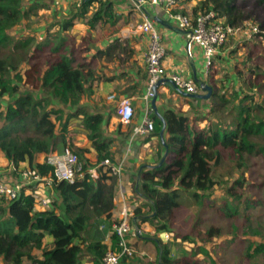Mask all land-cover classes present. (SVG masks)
<instances>
[{
    "label": "trees",
    "instance_id": "trees-1",
    "mask_svg": "<svg viewBox=\"0 0 264 264\" xmlns=\"http://www.w3.org/2000/svg\"><path fill=\"white\" fill-rule=\"evenodd\" d=\"M75 2L78 6L71 16L57 22L58 29L46 32L47 37L32 49L27 47L30 39H15L10 32L27 27L35 6L27 10L24 0H0V151L15 168L26 162L30 171L42 177L52 176L53 168L37 162V155L63 150L67 136L74 131L70 122L77 119L96 153L93 159L90 148L70 145L79 156L84 175L73 184L58 183L53 202L46 210L35 208L32 185L23 188L19 199L0 198V259L4 264H81L85 256L93 264H102L107 250L104 239L116 221L118 180L102 171L101 166L105 161H115L112 140L103 130L104 115L89 112L83 101L91 98L94 85L112 79L103 78L96 70L102 59L106 63L116 60L119 47L97 50L88 60L86 52L93 47H83V43L90 37H83L77 46L67 36L77 19H87L93 32L107 19L113 21L114 13L110 2L103 0ZM237 4L238 0H201L190 14L195 22L199 14L215 11L227 24L241 26L249 18L241 12L244 7ZM254 10L264 12V0H254ZM259 29L256 36L264 34L263 24ZM251 55L233 67L228 84H234L229 91L219 92L213 87L210 99H195L202 101L207 112L204 127L196 122L199 116L174 109L164 110L161 116L154 110L151 115L155 123L152 136L157 138L155 164L140 165L131 188L144 202L135 208L137 225L151 222L158 232L174 233L168 243L154 241L157 264H221L219 251L224 254L239 239L234 234L228 242L209 247L224 235L222 228L197 227L194 233V225L191 233L176 232L174 219L181 205V191L189 192L195 199L211 197L216 187L228 183V179L222 180V175H218L225 152L239 156L256 152L264 156V143L254 140L255 136H264V118L259 115L264 108V97L259 93L264 90V69L248 64ZM245 74L249 76L245 78ZM235 83H240L239 88ZM20 130L31 133L21 135ZM242 166L241 163L238 168ZM93 168H97V177L90 174ZM247 187L244 174L224 187L226 199L231 200L233 211L226 213L231 219L237 217L240 205L254 203L250 198L244 201ZM242 233L247 235V245L236 252L234 264H264V239H257L260 230L248 228ZM47 237L53 238L51 246L46 243ZM185 246L189 249L183 255L172 256L173 247L181 251Z\"/></svg>",
    "mask_w": 264,
    "mask_h": 264
},
{
    "label": "crops",
    "instance_id": "crops-1",
    "mask_svg": "<svg viewBox=\"0 0 264 264\" xmlns=\"http://www.w3.org/2000/svg\"><path fill=\"white\" fill-rule=\"evenodd\" d=\"M103 1L110 2L114 13V19L113 21H109V19H107L108 21L105 24L97 25L95 31L93 32L99 33L97 35L98 38L101 35L99 40L96 38L94 33L91 35L92 31L88 26L87 19L75 20V25L73 28H80L82 25H84L85 29H87L86 35L92 40L91 46L93 47L92 49H89L88 52H86L88 60L92 59V57L97 53V50H105L110 46H118V56H120V54L124 55V57H122L123 59L119 58L117 61L110 62V64L113 63L114 66L108 65L109 62L106 63L105 59H102V65H99L97 67L98 70L96 71L98 74L103 76V78L107 77L112 79L110 81H101L99 86L94 85L91 98L85 99L83 101L84 106L89 112L102 113L104 115L105 122L103 130L105 135L112 140L111 151L114 153V159L116 162L117 160H120L122 156H124L128 139L132 134V130L139 126L143 120L142 115L145 109L143 96L145 94L147 81L145 55L148 46V36L141 33L137 28L145 21L146 16L151 19L155 28L161 35L162 43L167 52L164 64L167 69L168 76L172 73H178L183 77L192 80L197 87V83L201 84L202 82L209 84L211 87L217 86L215 78L212 75L208 77L205 76V60L202 49L200 46L194 45L192 49V55L189 56L186 50V33L185 31L178 28L173 20L167 18L165 15L158 17L154 8L150 4H145L141 10L137 9L135 6V2L137 0ZM200 1L201 0H182L174 10L179 13H183V11H185L187 14L191 15L190 11L193 7L197 6ZM62 2L68 3V6L62 8V11H64L65 14H68L66 17L68 18L71 12L75 11L74 9L77 8L78 3L74 2L73 0H63ZM98 6V4H95V7ZM95 7H93V9ZM102 34H104V38ZM111 34H113V36L116 34V36L113 37ZM86 35L78 36L76 32H74L72 37H69L73 41L72 44H76L78 46L81 39ZM221 51H223V49ZM225 51L226 50H224L223 53H220L219 57H226L227 54ZM103 78L102 80H104ZM198 91L201 93V88L198 87ZM111 95H114L116 99L109 100L108 97ZM127 97L131 98L135 113L132 122L129 125H122L119 122L116 113V106L118 100ZM202 104V101L199 102L195 99L188 98L178 90L172 88L167 77L164 78L157 86L156 107L160 114H162L166 109H174L177 112L188 114L194 117L198 116L195 114V112L205 110ZM193 109L196 111H193ZM77 121L80 122V120ZM74 131L76 134H79L81 138L85 139L86 142L84 146L78 147L90 148V157L94 159L96 153L90 147V142L87 141L85 132L82 131L80 126H77L76 130ZM127 132H129L128 136H126ZM73 133L74 132H71L70 135ZM156 151V137L140 136L135 139L132 155L129 157V160L127 161L124 168L128 197L131 193H133L131 182L133 180V176L138 173L139 166L143 163L151 166L154 165V156ZM45 156L46 154H38L36 161L43 163ZM24 169H28V164L26 162L21 163L19 167L16 168L17 171H13V166L0 151V180H6L10 183H15L21 180L22 177H20V173ZM49 194L54 197L55 191H49ZM114 203L116 204L115 199ZM144 225H146V223L140 225V228L142 229ZM148 231L152 232L151 229ZM145 236L146 235L143 236V239ZM161 237L163 238V234L160 235L159 240H162ZM147 239L149 240V243L155 244L154 232L150 235V237L148 236ZM52 242V237L46 238V243L48 246H51ZM141 244H143V240L139 239L138 246ZM0 264H4L1 259ZM24 264L30 263L25 262ZM81 264L93 263L88 256H85L84 259H82ZM131 264L139 263L132 260Z\"/></svg>",
    "mask_w": 264,
    "mask_h": 264
},
{
    "label": "built area",
    "instance_id": "built-area-1",
    "mask_svg": "<svg viewBox=\"0 0 264 264\" xmlns=\"http://www.w3.org/2000/svg\"><path fill=\"white\" fill-rule=\"evenodd\" d=\"M181 1L182 0H137L135 6L137 9L141 10L145 4H150L158 17L163 15L167 16V18L175 22L178 28L185 31L187 39L186 50L188 55H192L194 45H198L202 49L205 60L206 77L211 75V69L219 49L231 38L241 35L245 39H250L260 33L259 26L253 22H245L241 26H232L227 24L225 18L221 17L215 11L199 14L194 22L191 15L181 14L174 10ZM137 29L148 36V46L145 55L147 81L145 94L143 96L145 109L142 115V123L132 130L124 156H122L120 160L114 161V163L105 161L101 165L102 171L116 177L119 184L115 197V202L117 204L115 214L116 221L113 223L111 232H109L104 239L107 250L102 259V264H131V261L136 257L148 256L144 250L138 247L139 239L143 236V230L135 221V208L137 205L133 204V200H130L128 197L124 168L129 157L132 155L135 139L140 136L150 137L153 135L155 123L151 117L154 111L152 100L156 96L157 86L167 77L172 88L189 94L199 93L198 87L192 80L178 73H172L168 76L164 64L167 52L162 43L159 31L155 28L148 16H146L145 21L139 25ZM108 99L115 100L116 98L114 95H111ZM116 113L122 125H129L135 113L131 98L127 97L118 100ZM80 123L81 122L73 119L70 125L76 130V127ZM43 163L53 168L52 176L42 177L29 169H24L20 173V177H22L21 180L15 183L0 180V198H5L7 200L19 199L23 188L32 185L35 191V208L37 210H46L53 202V198H51L49 191L54 190V187L60 182L64 181L73 184L78 178H82L84 175L79 156L71 148L68 138L67 145L63 150L46 154ZM14 170H16V168L13 166V171ZM90 174L97 177V168H93ZM113 237H115V241ZM147 259L151 258L147 257Z\"/></svg>",
    "mask_w": 264,
    "mask_h": 264
},
{
    "label": "rangeland",
    "instance_id": "rangeland-1",
    "mask_svg": "<svg viewBox=\"0 0 264 264\" xmlns=\"http://www.w3.org/2000/svg\"><path fill=\"white\" fill-rule=\"evenodd\" d=\"M62 1L63 0H24L25 8L27 10H30V8L34 6L35 9H31L30 17L26 21L27 27L20 26L14 28L10 32L11 35L18 40L26 41L30 39V45H28L27 47H31L32 49H34L37 44L42 43V41L47 37L46 32H55L58 29L57 22L66 19L68 14H65L64 11H62V8L68 6V3H63ZM73 1L75 2V0ZM237 5L244 7L242 8L241 12L244 16L249 18V20H246L244 22L252 21L258 26L261 24L264 25V12H255L254 0H238ZM251 14H254V17L250 18L249 15ZM74 29L75 28L68 32V37H72L74 32H76L78 36H83L87 34V29H85L84 25H82V27L80 28H76L75 30ZM93 33L95 34L98 40L101 38V35L99 36V38L97 37L99 33L91 32V35ZM102 35L104 38V34ZM111 36H113V34H111ZM115 36L116 34H114L113 37ZM85 37L88 36L86 35ZM91 41L92 40L89 39L87 40V42H84L83 47L91 46ZM222 49L223 51H221ZM224 50H226V57H219V54L223 53ZM249 53H251L252 55L248 64L251 63L252 66H260V68H262L263 70L264 34L258 36L255 35L250 39H245L243 38V36L239 35L234 38H231L224 46L219 49V52L215 57L214 64L211 69V75L215 78L216 86L217 88H219V92L220 90L221 92H224V90L226 92V90L229 91L231 89L234 82L231 81L228 84V80L234 73L233 67L237 63L241 65V62L247 57ZM122 57H124V55L120 54L117 59H123ZM117 59L114 61H117ZM108 65L114 66L113 63H109ZM248 76L249 74H245V78H247ZM235 85L237 88H239L240 83H235ZM259 93H262L260 95H263L264 97V90L262 92L259 91ZM260 98L262 97L260 96L259 100ZM193 111L196 110L193 109ZM197 112V115L200 119H198L199 121L196 122H198L197 124L200 127H204L207 123V118L204 117V114L207 112L206 110ZM259 115L264 118V108L263 110H261ZM73 132L74 133L72 135L69 134L67 136L70 145L72 146V144H74L76 147L84 146L86 143L85 139L81 138L79 134L75 133V131ZM19 133L21 135H26L30 134L31 130H28L26 133L20 130ZM254 140L260 143H264V136H255ZM255 153L256 152L252 153L251 155L245 154L239 156L236 154H229L228 152H225L224 159L220 164L221 170L218 175H222V180L228 179L226 180L228 183L221 184L219 185V187H216L211 197L203 196V198L195 199L189 192L181 191V205L176 211V218L174 219V229H176V232L180 231L191 233L193 231L194 225V233L197 231L198 228L200 230H208L211 226L222 228L224 235L221 238L214 240L213 244L208 245L209 247L214 246L216 244H218L217 246H219L228 242L232 238V236H234V234L239 236V239L236 241V244H234L233 247L228 249L224 254L223 252H220L221 250L219 251L221 256L219 261L221 264H234V256L236 252L246 247L247 235H243V229H259L260 236H258L257 239H264V156L256 155ZM241 163L243 164V166L241 168H238V165ZM242 174H244L247 178L248 186V194H246V196L244 197V201H247V199L250 198L251 201L254 200V203L251 204L250 201H247L249 203L247 207H245L244 205H240L237 217L235 219H231L230 217H228V215H226L227 212L229 213L233 211L230 209L231 200L226 199L223 189L227 185H230L233 180L240 178ZM256 197L259 198V200L256 199ZM51 198H53L52 195ZM129 199L133 200V204H136L137 206L144 204L143 200L138 198L133 193L129 195ZM235 203L238 204L237 201H235ZM147 211L148 209L145 210V212ZM247 215H249L248 219ZM142 216H147V214H143ZM149 229H151L152 232H149ZM142 230L143 236L146 235V239H143L142 236L141 239L143 240V244L138 247L141 250H144L148 254L147 257H150L151 259H147V257H136L134 259V262L136 261L139 264H157V247L155 244L149 243L147 237H150V235L154 232V239L159 240L160 235L165 234L163 235V238H161L163 243H168L172 240L174 233L171 231L158 232L155 230V227L151 222H147L146 225L143 226ZM196 234L194 236L195 238H198ZM249 238L252 237H248V239ZM187 249H189V246H185L181 251L173 247L172 256L174 258H178L181 254L183 255L184 251H187ZM262 261L264 262V258L262 259ZM200 262H202V260H200Z\"/></svg>",
    "mask_w": 264,
    "mask_h": 264
},
{
    "label": "water",
    "instance_id": "water-1",
    "mask_svg": "<svg viewBox=\"0 0 264 264\" xmlns=\"http://www.w3.org/2000/svg\"><path fill=\"white\" fill-rule=\"evenodd\" d=\"M201 88H202V92L198 93V94H189L183 91H179L180 93H182L184 96L188 97V98H192V99H201V100H206V99H210L213 93V87H211L209 84L202 82L201 84ZM156 100H157V92H156V96L154 97V99L152 100V105L154 107V110L156 112V114H158L159 116H161V114L158 112L157 107H156ZM164 128L161 132V137L163 139V135H164Z\"/></svg>",
    "mask_w": 264,
    "mask_h": 264
}]
</instances>
